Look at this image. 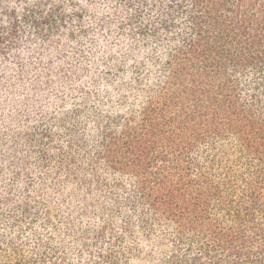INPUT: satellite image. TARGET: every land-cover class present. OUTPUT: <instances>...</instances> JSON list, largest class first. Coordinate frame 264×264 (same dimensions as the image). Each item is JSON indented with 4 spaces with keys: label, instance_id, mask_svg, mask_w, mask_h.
Listing matches in <instances>:
<instances>
[{
    "label": "trees",
    "instance_id": "1",
    "mask_svg": "<svg viewBox=\"0 0 264 264\" xmlns=\"http://www.w3.org/2000/svg\"><path fill=\"white\" fill-rule=\"evenodd\" d=\"M0 264H264V0H0Z\"/></svg>",
    "mask_w": 264,
    "mask_h": 264
}]
</instances>
